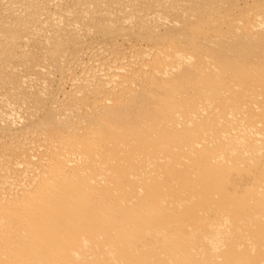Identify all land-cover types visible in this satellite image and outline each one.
I'll return each instance as SVG.
<instances>
[{"label":"bare ground","instance_id":"obj_1","mask_svg":"<svg viewBox=\"0 0 264 264\" xmlns=\"http://www.w3.org/2000/svg\"><path fill=\"white\" fill-rule=\"evenodd\" d=\"M258 52L264 0H0V264H264Z\"/></svg>","mask_w":264,"mask_h":264},{"label":"rangeland","instance_id":"obj_2","mask_svg":"<svg viewBox=\"0 0 264 264\" xmlns=\"http://www.w3.org/2000/svg\"><path fill=\"white\" fill-rule=\"evenodd\" d=\"M259 56L264 57V52H258L257 53ZM239 62L233 61L232 59H228L225 61V66L231 71L233 68L238 66Z\"/></svg>","mask_w":264,"mask_h":264}]
</instances>
